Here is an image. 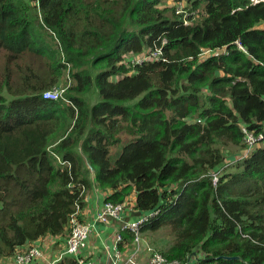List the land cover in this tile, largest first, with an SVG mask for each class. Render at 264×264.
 I'll return each mask as SVG.
<instances>
[{
    "label": "trees",
    "instance_id": "1",
    "mask_svg": "<svg viewBox=\"0 0 264 264\" xmlns=\"http://www.w3.org/2000/svg\"><path fill=\"white\" fill-rule=\"evenodd\" d=\"M263 24L264 0H0V259L68 236L93 176L106 202L159 211L141 232L171 228L168 259L264 264V145L223 168L264 128ZM68 67L76 109L43 97Z\"/></svg>",
    "mask_w": 264,
    "mask_h": 264
},
{
    "label": "built area",
    "instance_id": "2",
    "mask_svg": "<svg viewBox=\"0 0 264 264\" xmlns=\"http://www.w3.org/2000/svg\"><path fill=\"white\" fill-rule=\"evenodd\" d=\"M189 9H187L188 11ZM186 11V12H187ZM177 14L186 13L185 11L181 10L180 7L177 8ZM193 16L197 18L196 12L188 13L187 12V19L189 16ZM190 23V21H188ZM188 22L185 21V24L188 25ZM167 44V40H164L160 46L155 47L151 52L140 56V58H133L131 61L132 73L134 72V68L136 65H141L146 61L152 60H159L164 52V46ZM67 88L61 87H54L51 90H47L44 92L43 97L47 100L52 101H60L64 100L68 104L74 106V104L65 98ZM242 132L244 134L243 137V151L241 154L236 157L234 160H231V164L236 162V159H243L250 156L258 146L264 145V128L261 132L255 133L249 131L246 127L242 126ZM59 162L62 164H66L59 159ZM68 164V163H67ZM228 167H223L224 170ZM222 168V169H223ZM221 171V170H220ZM219 180V173L214 175V185H217ZM81 196H84L86 193V188L81 187ZM86 201V199H85ZM129 200H127L123 204H114L112 202H106V214H100L99 220L101 222L107 221V216H110L117 221H119L122 226L118 228L117 235H116V242L120 244L123 241V234L130 232L134 235V242L139 244L142 239V232L141 227L148 223L151 218L155 217L159 214L158 210L148 212L144 214L141 218L134 221H127L126 220V210L127 207H130ZM84 209L80 203H76L75 211L71 215L70 221V234L66 238L65 242V250L63 255L52 261L51 264H56L61 260L62 257H73L75 260L79 262V264H87V261L81 259L82 251L87 247L88 239L93 232V226L83 219ZM148 252L151 254L147 263L145 264H190V261L182 262L178 260H170L168 259L163 253L156 251L155 249L149 247ZM136 253V250H135ZM119 252H117V255ZM195 255V254H194ZM45 254L43 248L39 244H26L25 246L19 247L16 249L13 257L10 259L11 264H35L37 261L44 259ZM128 263L130 264H139L137 263L135 256L128 259Z\"/></svg>",
    "mask_w": 264,
    "mask_h": 264
},
{
    "label": "crops",
    "instance_id": "3",
    "mask_svg": "<svg viewBox=\"0 0 264 264\" xmlns=\"http://www.w3.org/2000/svg\"><path fill=\"white\" fill-rule=\"evenodd\" d=\"M91 179L92 186L86 192L83 219L93 226V232L88 239L87 247L81 253V259L87 261V264H130L128 263V259L135 256L137 263H147L151 256L147 249L149 247L155 249V245L153 246L152 243L157 242L158 237H156V234L161 230L142 233V239L139 244L134 242L130 233H124L123 243L120 246L121 243L118 244L116 242V235L118 228L122 224L110 216H107L106 222L99 220L100 214H106V199L111 195V191L100 188L93 176ZM134 199L135 197L132 196L130 199L131 202L129 201L131 206L127 207L126 210L127 221L138 220L145 214L133 209ZM66 238L67 236L51 240V236H48L41 239L40 242L43 246L45 257L35 264H51L52 261L60 258L65 250ZM117 252H119L118 255ZM65 258L74 259L73 257L64 256L59 262Z\"/></svg>",
    "mask_w": 264,
    "mask_h": 264
},
{
    "label": "rangeland",
    "instance_id": "4",
    "mask_svg": "<svg viewBox=\"0 0 264 264\" xmlns=\"http://www.w3.org/2000/svg\"><path fill=\"white\" fill-rule=\"evenodd\" d=\"M175 5H176V3L170 1V2H166L165 4H162L161 7L162 8H165V7L172 8L173 7L175 9ZM178 7H180V9L184 11L185 5H179L178 4L176 6L175 11H177ZM261 28H264V24L261 26ZM33 64L35 66H38L36 64V62L30 61V60H26V58H24L20 62L19 66L30 67ZM6 67H7V59L4 56V57L0 58V83H3L4 80H5ZM11 75H12V79L14 81H17L20 78V76L15 71L12 72ZM113 79L116 80L117 76H115ZM71 84H72V77L70 75V67H68V70L66 69V70L63 71L62 78H61L59 84L56 87L67 88V87H70ZM93 101H94V98H91V102H93ZM64 104L67 105V103H65V102H64ZM123 138L126 140V139L129 138V136L123 135ZM122 146L118 147L117 149H114V153H113L112 158H111L112 161L116 160V158L118 157ZM229 150L233 151V153H234V155L232 157H230V161L234 160L235 157H238L241 154V152L243 151V149H240L239 147H236L235 145H231L229 147ZM233 164H230L224 171H227V172L228 171H232V172L235 171V167H233ZM156 237H158L157 242H159V243L157 244V242H155V243H152V244H153V246L155 245L154 246L155 250L158 251V252H161V253L162 252L164 253L165 251H167L176 241L175 235L173 234L171 228H168V227L164 228V229H161L160 232H157ZM54 238L55 237H51V240H53ZM10 262H11V260L8 261V260L0 259V264L1 263L9 264Z\"/></svg>",
    "mask_w": 264,
    "mask_h": 264
},
{
    "label": "clouds",
    "instance_id": "5",
    "mask_svg": "<svg viewBox=\"0 0 264 264\" xmlns=\"http://www.w3.org/2000/svg\"><path fill=\"white\" fill-rule=\"evenodd\" d=\"M70 87H68V89H69ZM68 91V90H67ZM67 91H66V93H67ZM66 98V97H65ZM67 99V98H66ZM69 100V99H68ZM66 102V101H65ZM72 102V101H71ZM73 103V102H72ZM75 109H76V107H75V105L73 106ZM219 181V180H218ZM85 199H86V193H85ZM131 202V201H130ZM146 214V213H145ZM134 238V237H133ZM134 240V239H133Z\"/></svg>",
    "mask_w": 264,
    "mask_h": 264
}]
</instances>
